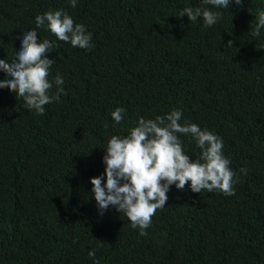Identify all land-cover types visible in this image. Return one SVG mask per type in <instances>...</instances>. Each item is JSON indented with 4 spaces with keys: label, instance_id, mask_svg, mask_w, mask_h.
Wrapping results in <instances>:
<instances>
[{
    "label": "trees",
    "instance_id": "obj_1",
    "mask_svg": "<svg viewBox=\"0 0 264 264\" xmlns=\"http://www.w3.org/2000/svg\"><path fill=\"white\" fill-rule=\"evenodd\" d=\"M202 6L0 0V59L11 63L23 33L35 30L38 42L54 45L48 94H57V73L64 81L43 115L0 89V264H264V28L250 34L264 0L206 6L220 13L212 26L180 17ZM58 10L92 34L89 48L37 28V15ZM118 107L125 110L120 123L111 117ZM172 110L182 112L181 124L222 139L235 195L172 185L141 236L114 208L99 214L90 180L104 175L113 135ZM178 135L184 154L197 160L193 138Z\"/></svg>",
    "mask_w": 264,
    "mask_h": 264
},
{
    "label": "clouds",
    "instance_id": "obj_2",
    "mask_svg": "<svg viewBox=\"0 0 264 264\" xmlns=\"http://www.w3.org/2000/svg\"><path fill=\"white\" fill-rule=\"evenodd\" d=\"M242 0H235L241 4ZM75 8L77 0H69ZM205 6L195 9L186 7L180 17L196 22L202 18L207 26H212L221 18L219 12L209 7L228 8L230 0H202ZM37 28L47 25L48 30L58 40L69 42L73 47L87 49L91 46L92 34L82 24H75L63 11H48L35 17ZM264 28V11L256 17L255 27L251 30L253 38L260 36ZM233 41L229 40L228 47ZM54 45L48 39L38 42L35 30L23 33L21 49L11 63L0 59V71L6 78L0 80V89H8L23 98L25 105L37 114L43 115L45 106L58 101L64 89V81L57 73L54 83L57 94L50 96L53 83L49 82V70L56 63L47 53ZM123 108H116L111 117L116 123L123 119ZM182 112L172 110L155 120L140 118L137 126L131 128L126 136L113 135L107 143L103 163L104 175L91 178V192L94 195L98 212L114 208L131 223L133 229H139L140 235H147L151 218L157 209L165 206L170 186L183 190L190 182L194 193L202 190H218L226 196L235 195L233 185L235 173L230 168V160L223 154V141L208 130H201L196 124L185 121L180 123ZM191 136L201 150L200 156L193 161L184 154L179 135ZM246 172L245 169L241 170ZM95 258V249L88 253ZM94 264H98L94 261Z\"/></svg>",
    "mask_w": 264,
    "mask_h": 264
}]
</instances>
